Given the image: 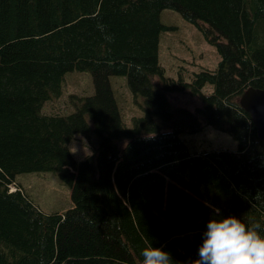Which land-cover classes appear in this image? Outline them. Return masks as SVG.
<instances>
[{"label": "trees", "instance_id": "1", "mask_svg": "<svg viewBox=\"0 0 264 264\" xmlns=\"http://www.w3.org/2000/svg\"><path fill=\"white\" fill-rule=\"evenodd\" d=\"M164 10L216 50L213 70L188 74L181 64L175 78L165 75L160 35L174 28L160 22ZM73 71L91 75L92 95L70 96L73 112H44ZM111 77H124L126 86H114L132 94L130 126ZM262 88L264 0H0V264H139L150 243L188 264L214 216L259 220L264 235V144L238 103ZM170 93L203 106H174ZM206 127L237 148L192 152L181 135ZM76 135L91 149L80 161L69 150ZM159 169L173 178L189 170L180 179L195 206L178 202L169 183L148 181ZM29 172L55 173L71 206L42 212L16 182ZM202 198L214 209L202 208Z\"/></svg>", "mask_w": 264, "mask_h": 264}, {"label": "rangeland", "instance_id": "2", "mask_svg": "<svg viewBox=\"0 0 264 264\" xmlns=\"http://www.w3.org/2000/svg\"><path fill=\"white\" fill-rule=\"evenodd\" d=\"M160 22L174 28L160 35L159 60L166 76L175 78L177 76L178 65L181 64L188 74L190 72H198L200 67L208 68L209 70H213L216 67L219 61L216 50L206 42H203V38H197L191 25H187L188 23L186 24L178 13L164 10L160 16ZM187 26H189L188 30ZM196 38L198 41H195ZM117 80L123 81L126 86V79L124 77H111L110 84L115 91V97H121L122 101H125L124 105L126 109L124 112L121 110L120 113L124 123L130 126V119L133 116H137L136 112L132 114L130 111L135 108L132 103V94L130 91H125L126 95H124L120 89L123 88L121 87L123 85L117 87L116 83L114 86V82ZM60 92L59 98L50 100L44 104V112L48 114L73 112L67 101H70L69 97L72 95H92L94 88L91 75L87 72H68L64 76ZM202 92L207 94L209 88L203 89ZM167 98L174 106L183 107L189 111H193L195 108L198 110L199 108L197 107L201 104V100L189 97L188 94L170 93L167 95ZM215 123L218 128L228 129V126L225 124L226 122L218 121ZM74 138L69 144V150L72 156L80 161L91 154V149L87 145L85 138L81 135H76ZM181 138L190 145L192 152L207 149L235 150L237 148V143L228 134L211 127H206L202 132L194 135L183 134ZM188 173L189 170L180 169L174 174L173 178L159 169L151 172L148 181L150 182L152 178V183L161 185V188H163V185L169 183L171 185V194L177 198L178 202L195 206L193 200H195L194 196L196 194L190 192L185 183H183L184 180L182 179V182L180 179L182 178L180 174ZM16 182L21 185L34 205L45 214H61L71 206L70 188L53 172L22 173L16 176ZM185 182L187 181L185 180ZM12 189H15L14 185L10 186V190ZM162 203L161 200L158 205L160 208L162 207ZM200 204L202 208L214 209V206L205 202L203 198ZM173 221L176 223L175 226H179L180 219L177 213L173 214Z\"/></svg>", "mask_w": 264, "mask_h": 264}, {"label": "clouds", "instance_id": "3", "mask_svg": "<svg viewBox=\"0 0 264 264\" xmlns=\"http://www.w3.org/2000/svg\"><path fill=\"white\" fill-rule=\"evenodd\" d=\"M97 22V27H103ZM215 211L219 213V209ZM259 220L244 223L235 215L211 217L205 222L197 258L188 264H264V235ZM139 264H174L170 253L150 243L140 250Z\"/></svg>", "mask_w": 264, "mask_h": 264}, {"label": "water", "instance_id": "4", "mask_svg": "<svg viewBox=\"0 0 264 264\" xmlns=\"http://www.w3.org/2000/svg\"><path fill=\"white\" fill-rule=\"evenodd\" d=\"M239 105L252 116V122L264 142V88L246 90L239 99Z\"/></svg>", "mask_w": 264, "mask_h": 264}, {"label": "bare ground", "instance_id": "5", "mask_svg": "<svg viewBox=\"0 0 264 264\" xmlns=\"http://www.w3.org/2000/svg\"><path fill=\"white\" fill-rule=\"evenodd\" d=\"M248 113V112H247ZM249 114V113H248ZM250 115V114H249ZM250 118H251V121L253 120V118H252V116H250ZM253 123V122H252ZM254 125V124H253ZM256 128V127H255ZM256 131H257V135H258V137L260 138L261 136L259 135V132H258V130H257V128H256ZM260 140L262 141V139L260 138ZM263 142V141H262ZM263 144H264V142H263ZM12 190H14V189H12Z\"/></svg>", "mask_w": 264, "mask_h": 264}]
</instances>
